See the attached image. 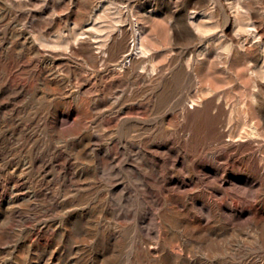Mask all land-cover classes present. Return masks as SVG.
Returning <instances> with one entry per match:
<instances>
[{"label":"rangeland","instance_id":"374dc122","mask_svg":"<svg viewBox=\"0 0 264 264\" xmlns=\"http://www.w3.org/2000/svg\"><path fill=\"white\" fill-rule=\"evenodd\" d=\"M0 264H264V0H0Z\"/></svg>","mask_w":264,"mask_h":264},{"label":"bare ground","instance_id":"6f19581e","mask_svg":"<svg viewBox=\"0 0 264 264\" xmlns=\"http://www.w3.org/2000/svg\"><path fill=\"white\" fill-rule=\"evenodd\" d=\"M238 20V19H237ZM193 21H195V20H193ZM197 22V21H196ZM198 23V22H197ZM198 25V24H197ZM248 25V24H247ZM248 26H250V25H248ZM252 27V26H251ZM247 31H248V29H247ZM140 32V31H139ZM137 39H135V41H136ZM139 43V42H138ZM141 45V44H140ZM94 46V45H93ZM130 47V46H129ZM140 47V46H139ZM126 53V52H125ZM134 55H135V53H134ZM134 60H135V58H134ZM133 60V61H134ZM132 62V61H131ZM130 62V63H131ZM126 65V64H125ZM13 191V190H12ZM16 192H18V191H16ZM17 196V195H16ZM170 196V195H169ZM175 198V197H174ZM14 201V200H13ZM172 202V201H171ZM167 210H168V208H167ZM196 223V222H195ZM194 224V223H193ZM190 232V231H189ZM167 235V234H166ZM186 236V235H185ZM184 237V236H183ZM147 240V239H146ZM145 240V241H146ZM188 241V240H187ZM138 242V241H137ZM173 242V241H172ZM185 243V242H184ZM190 243H193V242H190ZM174 244V243H173ZM196 244V243H195ZM199 245V244H198ZM171 246V245H170ZM188 246V245H187ZM140 247V246H139ZM185 247V246H184ZM142 248V247H141ZM177 248V247H176ZM145 249V248H144ZM163 249V248H162ZM169 249V248H168ZM167 251V250H166ZM181 251V250H180ZM141 252V251H140ZM159 252V251H158ZM195 252V251H194ZM149 253V252H148ZM160 253H161V251H160ZM151 254V253H150ZM144 258V257H143ZM174 258V257H173ZM150 259V258H149ZM162 260V259H161ZM186 263V262H185Z\"/></svg>","mask_w":264,"mask_h":264}]
</instances>
